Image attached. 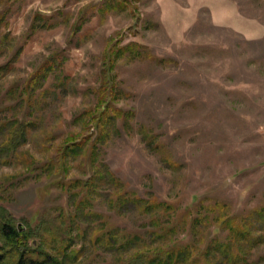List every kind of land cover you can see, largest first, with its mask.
<instances>
[{"label":"rangeland","instance_id":"rangeland-1","mask_svg":"<svg viewBox=\"0 0 264 264\" xmlns=\"http://www.w3.org/2000/svg\"><path fill=\"white\" fill-rule=\"evenodd\" d=\"M37 12L54 25L30 31ZM0 17V65L11 61L0 76V118L27 123L16 158H0V207L29 232L27 246L41 244V235L47 251L58 244L59 234L50 235L58 220L48 218L72 208L41 165L66 135L96 136L81 117L95 104L101 54L110 42L135 41L168 61H114V83L124 92L114 105L130 113L104 126L95 163L137 196L172 208H112L116 187L100 182L85 209L102 218L78 215L69 223L65 264L126 263L136 248L167 241L168 234L145 231L173 220L172 241L191 244L197 264L204 257L207 264H264V229L254 213L264 207V0H0ZM53 54L54 72L26 96L28 78ZM142 126L163 143L161 152L144 141ZM88 168L79 152L66 179L85 178ZM229 215L262 238L230 233L221 224ZM42 216L51 224L39 229ZM102 220L142 238L105 250L90 242ZM212 238L230 243L225 258L212 248L202 255Z\"/></svg>","mask_w":264,"mask_h":264},{"label":"trees","instance_id":"trees-1","mask_svg":"<svg viewBox=\"0 0 264 264\" xmlns=\"http://www.w3.org/2000/svg\"><path fill=\"white\" fill-rule=\"evenodd\" d=\"M119 4V2H117ZM80 17V16H79ZM50 16L43 15L41 13H35L32 17V21L29 25V30L34 32L38 29H48L54 25ZM1 22V17H0ZM77 25V24H75ZM1 35V30H0ZM2 47L0 45V51ZM146 59L149 61H168L165 58H158L150 53L148 48L138 42L128 41L125 44H116L110 42L108 46L103 50L101 54V68H100V80L99 86L96 91L95 104L92 109L85 110L82 119L87 127H90L92 131L96 132V136L90 140L88 136L78 134H68L62 138L57 144H55L50 157L42 163L43 169L47 170V177L49 182L52 181V185L58 187L60 191L68 194L72 212L67 209H61L53 218H48L54 222L55 219L59 223L56 225L58 230L50 232V235H54V232L58 233V244H56L53 252L47 251L45 248V239L41 235V244L38 246L26 245V240L29 237L28 231H21L18 226L14 225L13 219L6 213L5 209L0 207V264H65V260L68 258V254L65 252L66 245L64 242L70 239L69 223H73L75 216L80 215L94 216L98 219L102 218V215L90 209H85L86 205H90L91 195L97 193L98 184L100 182L108 183L109 185L116 187L112 191V194L108 197V204L112 208L122 209L127 205H134L139 208V212L151 213L152 210L163 207V209H171V204L159 202L154 196L148 198H141L134 192L125 188L123 182L119 180L110 170H108L103 164L96 165V152L95 146L98 138L101 135L104 126L110 124L112 120L116 118L128 117L129 111H125L114 105V100L117 96H123V90L119 89L114 83L113 67L114 61L117 58L122 57ZM11 62L10 60L0 65V76L5 73ZM55 54L49 55L47 59L30 75L26 84L24 85V93L29 95V91L34 90L35 87L41 85V83L47 78V76L54 72ZM26 122L19 120H10L6 118H0V158L2 161L16 158V150L20 140H23L27 136ZM117 129V126H115ZM140 133L147 144H150L154 140L152 147L161 152L163 143L155 140L154 133H148L147 129L140 127ZM79 152L86 157L89 164V168L85 178H72L66 179V171L68 166V160L75 158V155ZM163 160V159H162ZM27 163L29 167L34 164L32 157L28 158ZM46 172V171H45ZM220 206V204H219ZM254 213L259 217V228L264 229V207L254 208ZM39 220L40 228H47V218L44 216ZM83 218V219H84ZM153 218V217H151ZM36 219L34 216L31 220ZM47 219V220H46ZM194 221V218L191 219ZM190 220V223H191ZM221 224L228 228L230 233L239 235L243 238H251L257 240L262 238V234L252 233L250 228L245 224L243 218L239 216L229 215L221 220ZM81 223V222H80ZM103 223V224H102ZM176 221H172L167 224H159L151 229L146 230L147 234L153 237H161L166 234L167 241L163 244H157L156 246L146 245V247L136 248L129 256L126 257V263L122 264H197L198 256L196 253H192L193 246L188 242L172 241L170 231L174 228ZM98 231L94 236L90 238V242H96L101 244L105 250H116L124 247L127 242L133 240H140L141 234L134 232L129 236L122 230L119 231L115 227L105 223V221L99 222L97 226ZM86 231L82 229L84 234ZM264 236V233H263ZM210 241L211 246L202 252L205 256L209 254V248L213 249V252L217 251L220 254V258H225L226 249L229 248L230 243L225 239L212 238ZM192 246V248H191ZM233 257L242 259L243 256L239 253L238 247L233 246ZM207 253V254H206ZM201 254V253H200ZM199 256H202L200 255ZM204 257V256H203ZM215 258H213L214 260ZM204 257V264L205 263Z\"/></svg>","mask_w":264,"mask_h":264}]
</instances>
